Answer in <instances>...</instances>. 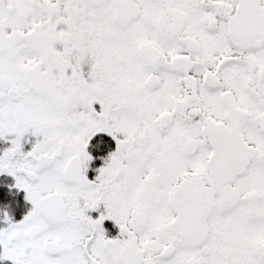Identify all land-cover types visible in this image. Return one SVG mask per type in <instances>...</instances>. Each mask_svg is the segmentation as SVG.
<instances>
[{
    "label": "snow or ice",
    "instance_id": "obj_1",
    "mask_svg": "<svg viewBox=\"0 0 264 264\" xmlns=\"http://www.w3.org/2000/svg\"><path fill=\"white\" fill-rule=\"evenodd\" d=\"M0 264H264V0H0Z\"/></svg>",
    "mask_w": 264,
    "mask_h": 264
}]
</instances>
